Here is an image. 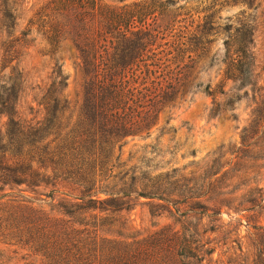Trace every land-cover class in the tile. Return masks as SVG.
<instances>
[{"label": "trees", "instance_id": "1", "mask_svg": "<svg viewBox=\"0 0 264 264\" xmlns=\"http://www.w3.org/2000/svg\"><path fill=\"white\" fill-rule=\"evenodd\" d=\"M13 1L1 0L0 6L8 38L15 26ZM151 16L152 11L140 6L115 9L101 0H51L38 14L37 23H30L47 40L48 55L58 52L65 41L78 54L84 85L75 123L64 118L66 79L60 69L53 71L40 97L38 105L45 116L37 123L19 115L23 75L15 70L9 76L0 73V117L8 118L5 131L0 129V192L61 183L76 193L77 203L61 206L65 218L30 206L0 205L1 237L41 257L44 264H205L214 250L191 220L203 219L209 212L221 216L223 208L231 210L240 200L244 202L237 207L251 206L241 213L253 211L258 204L253 198L257 190L240 197L236 190L223 192L232 169L223 172L216 168L217 161L189 174L126 170L119 164L116 149L129 138L151 134L163 109L177 100L188 68L176 66L185 44L176 42L166 49V30L153 28L148 23ZM29 33L2 43L4 69L16 59ZM207 35L203 27L199 37ZM252 43L246 30L226 45L231 56L225 77L241 87L254 85ZM259 133L264 143V100L243 142ZM252 152L264 156V147L255 146ZM140 199L156 202L152 215L155 209L175 210L186 219L185 226L143 239L125 236L131 229L120 214ZM257 248L252 264H264V240ZM0 264H4L1 259Z\"/></svg>", "mask_w": 264, "mask_h": 264}, {"label": "rangeland", "instance_id": "2", "mask_svg": "<svg viewBox=\"0 0 264 264\" xmlns=\"http://www.w3.org/2000/svg\"><path fill=\"white\" fill-rule=\"evenodd\" d=\"M13 2L16 3L13 6L15 26L11 30V38L2 26L0 13V73L9 76L15 70L23 75L25 88L19 103V115L34 123L43 120L45 112L38 102L51 82L53 71L60 69L66 79L62 97L68 109L64 118L75 123L83 103L84 85L78 54L70 41H65L58 52L48 55L47 40L38 32L37 25H30L31 22L37 23L38 14L51 0ZM101 2L115 9L140 6L152 11L153 16L148 23L160 31L166 30L165 42L169 46L165 48L170 50L176 42L185 44L180 47L182 60L176 62V66L188 67L184 70L185 80L177 100L163 109L151 134L129 138L121 149H116L119 164L126 170L136 167L144 172L177 170L189 174L217 161L216 168H222L223 172L232 169L223 192L236 190V196L240 197L250 190H257L253 196L258 201L256 208L241 213V210L251 206L244 204L242 208L237 207L244 202L240 200L231 210L223 208L221 216L213 217V213L209 212L203 219L191 220V223L205 234L210 248L214 250L205 264H252L258 244L264 240V156L254 155L252 149L255 146L264 147V143L262 133L249 135L246 142L243 138L264 100V0ZM203 27L209 35L201 39L199 31ZM246 30H250L253 41L254 85L241 87L240 83L225 77L226 63L231 56L226 45L233 44L235 38H240ZM25 32L30 33L24 38L22 49L8 65L9 68L4 69L2 43L21 38ZM211 91L216 94L210 96L208 93ZM221 91L225 95L220 94ZM7 123L8 118L1 116L0 129L3 132ZM236 164L238 166L234 168ZM244 173H247L245 177ZM5 193L8 197L2 198ZM0 198V205L30 206L55 218H65L61 206L77 203L76 193L61 183L34 189L8 187L6 192H0ZM155 203L140 199L132 209L120 214L127 220V228L131 229L125 236L143 239L164 229H183L186 219L176 214L175 210L155 209L152 215L151 206ZM0 259L4 264H44L41 257L9 243L1 235Z\"/></svg>", "mask_w": 264, "mask_h": 264}]
</instances>
